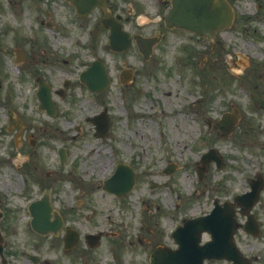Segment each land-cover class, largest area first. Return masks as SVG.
<instances>
[{"label":"rangeland","instance_id":"obj_1","mask_svg":"<svg viewBox=\"0 0 264 264\" xmlns=\"http://www.w3.org/2000/svg\"><path fill=\"white\" fill-rule=\"evenodd\" d=\"M38 1L0 0V231L10 263L32 264L24 258L31 254L48 264H148L156 245L174 248L169 234L185 219L207 214L215 199L223 202L248 191V179L256 174L264 178V0H231L234 21L216 34L214 50L203 38L173 31L147 61L134 47L110 52L106 33L96 26L97 13L79 20L64 3ZM133 1L142 10L131 11L126 28L146 34L158 19L154 0H109L122 17ZM37 19L57 27L38 28ZM17 45L29 52L23 65L13 62ZM94 59L105 64L111 80L99 95L78 81ZM33 62H48L37 67L54 90L69 81L65 93L54 96L60 115L55 122L70 134L78 127L77 138L41 125L45 119L34 98ZM127 70L132 82L121 84L119 74ZM232 107L239 112L237 125L228 137H220L211 122ZM103 108L109 131L97 139L85 118ZM17 114L28 124L22 136L7 127L8 116ZM29 122L33 137L68 148L53 205L70 226L102 230L99 247L78 252L83 244L64 251L59 236L31 231L27 206L43 191L36 177L58 168L54 153L42 143L29 146ZM39 125L42 130L36 129ZM50 135L54 139L48 142ZM210 148L217 149L224 164L217 169L209 163L199 180L198 160ZM119 162L137 177L122 198L97 188ZM171 164L174 171L163 174ZM253 213L262 224L261 235L252 238L241 231L235 240L244 255L264 256V190ZM111 239L120 244L119 252Z\"/></svg>","mask_w":264,"mask_h":264},{"label":"water","instance_id":"obj_2","mask_svg":"<svg viewBox=\"0 0 264 264\" xmlns=\"http://www.w3.org/2000/svg\"><path fill=\"white\" fill-rule=\"evenodd\" d=\"M69 1L74 4L76 8L79 9V11L81 10V12L83 13L89 12L95 4H100V2H98L97 0ZM173 5L174 8L177 5V9L179 6L182 10L180 17L181 24L183 27L193 30L197 34H206L209 38L213 35L214 31L217 28L227 26V24L229 23L230 14L228 13L226 6L222 0H217L216 3H213L212 0H173ZM167 22H172V16L169 17ZM102 23L111 28L110 41L112 44H114L116 40H120L121 38H123L124 34L120 31V26L110 17L109 14L105 13ZM31 212L32 215L35 216L36 212H38V207L33 205L31 207ZM231 213L232 210L229 208V206H226L223 211L218 212L217 216L212 214L205 218L193 220L189 222V224L194 231H198L199 229H195V227H203V229L213 228L215 225H217V223L223 220L221 222V225L224 230L225 238L223 237L221 239V255H223L222 257H226L234 261H243V258L237 254L231 240L233 226L229 227V223L232 224V222L230 220V217L228 216ZM33 223L34 222H32V227L35 229ZM197 238L195 240H191L192 245L190 249L183 252L181 256L182 259L188 262L187 264H202V259L205 257L219 258V256L210 255V252L206 251L205 247H201V249H198L199 247L197 246ZM215 239L216 238L213 239V242L215 241Z\"/></svg>","mask_w":264,"mask_h":264},{"label":"flooded vegetation","instance_id":"obj_3","mask_svg":"<svg viewBox=\"0 0 264 264\" xmlns=\"http://www.w3.org/2000/svg\"><path fill=\"white\" fill-rule=\"evenodd\" d=\"M162 3H163V5L165 6V8L166 9H168V7H169V1L168 0H165V1H163L162 0ZM161 34H162V31H159V34H158V37L159 38H161ZM162 37H164V36H162ZM59 92V91H58ZM62 93H64V90L62 91ZM54 106H55V104H54ZM55 116L56 115H58V113H57V109H56V106H55V114H54ZM47 117H48V115H47ZM49 118V117H48ZM50 119H52V118H50ZM27 125V124H26ZM26 125H23V128H22V130H24V131H26L27 132V127H26ZM21 134H22V131H21ZM29 144H30V146L32 147V146H35L36 145V143H38L39 142V140H37L36 138H30L29 137ZM58 153H59V150H56V156H57V158H58ZM58 162H59V158H58ZM49 176H52L51 175V173H47L46 174V180H45V182H46V184H47V186L51 189V191H53V186H54V183H55V181L54 180H50V177ZM90 190H92V189H90ZM51 200V199H50Z\"/></svg>","mask_w":264,"mask_h":264}]
</instances>
